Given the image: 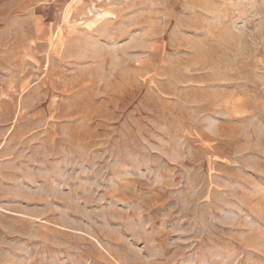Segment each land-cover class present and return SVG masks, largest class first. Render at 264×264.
<instances>
[{
  "label": "rangeland",
  "instance_id": "374dc122",
  "mask_svg": "<svg viewBox=\"0 0 264 264\" xmlns=\"http://www.w3.org/2000/svg\"><path fill=\"white\" fill-rule=\"evenodd\" d=\"M0 264H264V0H0Z\"/></svg>",
  "mask_w": 264,
  "mask_h": 264
},
{
  "label": "bare ground",
  "instance_id": "6f19581e",
  "mask_svg": "<svg viewBox=\"0 0 264 264\" xmlns=\"http://www.w3.org/2000/svg\"><path fill=\"white\" fill-rule=\"evenodd\" d=\"M99 13V15H105L106 14V12L105 13H100V12H98Z\"/></svg>",
  "mask_w": 264,
  "mask_h": 264
}]
</instances>
